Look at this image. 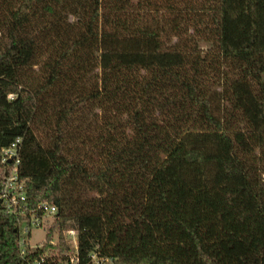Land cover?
Wrapping results in <instances>:
<instances>
[{"label":"trees","instance_id":"trees-1","mask_svg":"<svg viewBox=\"0 0 264 264\" xmlns=\"http://www.w3.org/2000/svg\"><path fill=\"white\" fill-rule=\"evenodd\" d=\"M128 2L0 0V156L21 137L29 204L59 206L31 254L65 260L73 228L80 264H264V0L104 18ZM24 262L0 206V263Z\"/></svg>","mask_w":264,"mask_h":264},{"label":"built area","instance_id":"built-area-1","mask_svg":"<svg viewBox=\"0 0 264 264\" xmlns=\"http://www.w3.org/2000/svg\"><path fill=\"white\" fill-rule=\"evenodd\" d=\"M20 141L21 137L16 138L10 145L3 147L1 151L0 168L2 169V178L0 180V206L1 210L5 213L17 217L19 245L21 255L25 258V262L22 264H80L78 233L73 228L69 229L66 233L68 234L67 240L72 249L68 252V257L65 260L58 258V254H54L50 248L41 251L37 255L31 254L43 248L47 238L46 234L41 243H32V230L35 227L46 226L47 221L51 218L56 220L59 206L49 200H42L36 205L29 204L26 182L20 174ZM50 242L56 244L58 241L52 237ZM90 256V261L85 264L112 263L111 258L101 256L98 250L93 251Z\"/></svg>","mask_w":264,"mask_h":264},{"label":"rangeland","instance_id":"rangeland-1","mask_svg":"<svg viewBox=\"0 0 264 264\" xmlns=\"http://www.w3.org/2000/svg\"><path fill=\"white\" fill-rule=\"evenodd\" d=\"M143 2H139V0H130L128 4L122 8L121 10H118L116 8H111L110 4L107 6H104L103 8V15L104 18L109 17L110 20L114 19L116 16H127L129 19V22L132 21L135 23L143 22L149 20L152 16H167V15H174L175 12L172 10L167 9L165 5L168 2H165L167 0H142ZM162 1V2H161ZM172 1V0H171ZM199 5L201 2L196 1L192 2V4ZM162 7V8H161ZM188 11V10H187ZM187 37L185 40V43H187V49H196L200 51L202 54L214 52L213 46L211 42L208 39V36L205 33L198 32L195 28L190 27L187 31ZM164 38L167 40V46L172 45L177 37L171 38L172 40H169L168 36H164ZM54 219H49L47 221L46 226L44 227H35L31 232V242L41 243L46 234L48 233V229L52 226ZM68 238V234H66ZM53 238L58 241V232L55 231L53 234ZM109 264H112L109 262Z\"/></svg>","mask_w":264,"mask_h":264}]
</instances>
